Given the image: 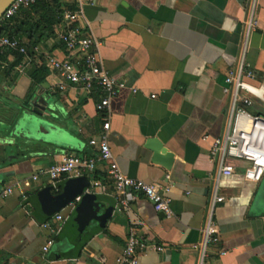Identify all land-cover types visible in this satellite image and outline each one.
Returning <instances> with one entry per match:
<instances>
[{"label": "crops", "instance_id": "0c3cea01", "mask_svg": "<svg viewBox=\"0 0 264 264\" xmlns=\"http://www.w3.org/2000/svg\"><path fill=\"white\" fill-rule=\"evenodd\" d=\"M46 3L51 9L35 20L54 14L53 0ZM83 10L79 25L96 40L102 66L125 83L110 103L112 153L125 174L166 190L172 214L144 195L117 211L121 196L104 165L90 175L63 176L57 186L32 178L67 152L96 154L91 142L102 132L101 92L67 82L46 64L54 55L83 66L82 55L58 38L68 29L62 13L53 34L28 55L0 59V194L14 187L0 195V264H118L132 226L163 247L139 253L137 264H199L193 245L210 217L219 240L207 247V264H264V175L247 180L240 161L234 173L218 175L209 157L229 119L228 72L244 58L255 82L264 83V0H83ZM254 109L264 113L263 104ZM152 138L168 161L155 159ZM215 194L224 199L212 206ZM81 201L94 205L95 216L78 231L71 215ZM58 213L64 220L55 219Z\"/></svg>", "mask_w": 264, "mask_h": 264}, {"label": "built area", "instance_id": "2783aa9c", "mask_svg": "<svg viewBox=\"0 0 264 264\" xmlns=\"http://www.w3.org/2000/svg\"><path fill=\"white\" fill-rule=\"evenodd\" d=\"M35 2L36 0H14L0 17V28L3 22ZM71 3H76V8L64 10L62 17L68 29L59 31L58 38L70 52H78L82 55L83 66L80 67L69 59H61L54 55L47 57L46 64L67 82L80 84L89 90L95 88L101 92L97 109L102 114V132L97 142H91L96 146V154L84 156L67 152L46 170L32 174V178L45 177L53 186H57L63 176L90 175L100 165H104L108 177L112 180L115 194L121 196L116 207L117 211L128 210L129 201L144 195L153 203L157 211L170 216L172 214L171 200L166 190L125 174L112 153L108 141L111 127L110 103L119 89L125 87V83L117 80L102 66L97 52L93 49V46L97 45L96 40L93 36L85 34L83 27L79 25V22L85 19L83 0H71ZM0 46L18 51L23 55L29 54L26 44L19 38L0 35ZM255 78V72L246 64L244 58L240 60L236 69H231L226 75L223 92L231 97L229 119L224 133L214 138L209 157L216 164L218 175L234 173L236 170L234 162L240 161L245 163L244 177L249 181L258 182L264 175V113L257 112L254 107L264 105V83L255 82ZM13 191V186H6L0 195L6 197ZM79 199L80 197H77V200ZM223 199L222 196L215 194L212 206ZM55 219L62 221L64 217L58 213ZM45 226L58 229L52 228L49 223ZM136 230L134 226L130 228L124 250L117 259L118 264H137L139 253L149 249L163 250L162 246L149 244L138 235ZM218 240L217 227L210 217L203 230L201 242L193 245V248L200 252L199 264H207L205 261L207 247ZM48 244H52V240H49Z\"/></svg>", "mask_w": 264, "mask_h": 264}, {"label": "trees", "instance_id": "16d2710c", "mask_svg": "<svg viewBox=\"0 0 264 264\" xmlns=\"http://www.w3.org/2000/svg\"><path fill=\"white\" fill-rule=\"evenodd\" d=\"M58 0H53L54 3V14H50V16L47 13L41 14L39 19L35 20V14L39 11L46 10V7L48 9H51L50 4L47 5L46 0H36V2L31 5L30 7L23 8L17 15L12 17L11 19L3 22L1 28H0V35H6L11 38H21V36H26L30 41L28 44H26L28 50L30 48H33L44 36H50L53 34V24L58 22L60 20V17L65 10L61 7L58 2ZM53 6V5H52ZM67 8L73 9L72 6H68ZM23 15V20L18 21V16ZM13 52L16 55H20L18 51L12 50L7 47H1L0 46V59L4 58V55L7 53ZM40 75V71L37 70L33 74V79L35 82L40 81L41 79L38 78Z\"/></svg>", "mask_w": 264, "mask_h": 264}, {"label": "water", "instance_id": "95a60500", "mask_svg": "<svg viewBox=\"0 0 264 264\" xmlns=\"http://www.w3.org/2000/svg\"><path fill=\"white\" fill-rule=\"evenodd\" d=\"M13 1L14 0H0V17L5 13L7 8L11 5ZM147 144H148V147L155 152L156 160L168 161L167 158L163 157V155L159 153L161 149V143L156 138L149 139ZM76 196H77V193H75L72 197H69L68 195L64 194L61 197V202L65 204L67 203L68 200L74 199ZM89 207L91 211L87 210ZM93 208H94V205L86 201H81L75 205L71 216L73 218L79 219V225L77 229L78 231H81L82 229H84L85 226L89 225L90 222L94 219L95 211L93 210Z\"/></svg>", "mask_w": 264, "mask_h": 264}]
</instances>
